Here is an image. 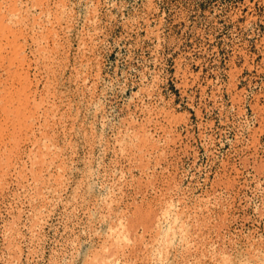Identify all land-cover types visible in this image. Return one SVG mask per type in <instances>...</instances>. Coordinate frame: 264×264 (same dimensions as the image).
I'll use <instances>...</instances> for the list:
<instances>
[{"label":"rangeland","instance_id":"1","mask_svg":"<svg viewBox=\"0 0 264 264\" xmlns=\"http://www.w3.org/2000/svg\"><path fill=\"white\" fill-rule=\"evenodd\" d=\"M14 1L38 107L0 145V264H264V0Z\"/></svg>","mask_w":264,"mask_h":264},{"label":"bare ground","instance_id":"2","mask_svg":"<svg viewBox=\"0 0 264 264\" xmlns=\"http://www.w3.org/2000/svg\"><path fill=\"white\" fill-rule=\"evenodd\" d=\"M39 2V1H38ZM12 6H11V8L9 9L11 12L9 13V16L11 15H14L15 17H18L19 15V10H18V7H17V4L15 3V1L14 0H12ZM15 3V4H14ZM36 4H38V3H36ZM43 4V3H42ZM40 4H38V6H39ZM42 7V6H41ZM20 8V7H19ZM21 11V10H20ZM5 13V12H4ZM4 13H2V12H0V32H1V30H8V29H10V25L11 24H9L10 22H12V21H10V22H8L7 20H6V18L5 17H7L6 16V14H4ZM12 13V14H11ZM15 17H14V19H15ZM9 19V18H8ZM12 19H13V17H12ZM15 21V20H14ZM18 21V20H17ZM17 21H15V22H17ZM14 22V23H15ZM18 23H19V21H18ZM16 24V23H15ZM22 24V23H21ZM13 27V26H12ZM18 28V27H17ZM23 28V27H22ZM12 31H10L9 30V32L8 31H6V33L8 32V34H6V36L7 35H9V33H11L12 35V41H11V39H10V42H7V44L8 43H10V45H11V50L12 51H14V53H13V55H12V57H10V56H8L9 58L7 59V57L5 56V57H3V51H4V49H5V43H3L1 40H2V37L0 38V69L2 68V67H4V65L3 64H5V62H3V61H5V59H6V61L8 62V65H7V68L5 69L6 70V73L8 72V74L10 75V78H9V81H10V89L12 88L13 89V86L15 85V80L18 82V80L19 79H22L23 78V80H21V81H23V82H21L20 80V82H21V84H22V86H20L21 84L18 82V85L20 86V88H19V86H18V88H16L17 86H14L17 90H15V89H13L12 91H9L10 89H8V91L7 90H4V89H2L1 90V92L2 93H0L1 94V99H0V111H1V113H0V118L3 116V118H1V119H3L4 120V122H8L10 125H8L7 123H1V119H0V145L4 142V140H5V137H7V139H8V142L9 141H11L12 142V144H14V143H16V141L19 139L18 138V136L15 134V130L17 129V131H18V129L21 127V128H23L24 127V125H23V123L28 119V118H30L31 117V115H33L32 113V108L29 106V105H31L32 106V104H31V102H30V98H31V95H30V91H28V87H29V83L30 82H28L29 81V79H27L28 77H26V74H24L23 76L22 75H20V74H18V70H17V72H16V70H14L13 71V69H11V68H13L14 66L16 67V65H15V63L16 62H19V64L21 63L22 64V62L24 61V56H23V51H22V47L17 43V38H19L18 36L20 35V33H18L17 32V30H13V29H11ZM22 30V29H21ZM2 33V32H1ZM2 34H4V32L2 33ZM4 34V35H5ZM23 33H21V37L23 36L22 35ZM56 35V34H55ZM55 35H54V37H55ZM5 37V36H4ZM24 37H25V35H24ZM31 38V37H30ZM39 38V37H38ZM4 39V38H3ZM7 39V37H5V39H4V42L5 41H7L6 40ZM37 39V38H36ZM35 40V39H34ZM45 40V39H44ZM31 41H32V39H31ZM36 42H38V41H36ZM40 43V42H39ZM24 44V43H23ZM36 44V43H35ZM41 44V43H40ZM10 45H9V48H10ZM22 45V44H21ZM25 45V44H24ZM5 46V47H4ZM39 46V45H38ZM8 47V46H7ZM42 49V48H41ZM7 52V51H6ZM12 53V52H11ZM19 57H18V56ZM47 57V56H46ZM19 58V59H18ZM47 60V59H46ZM16 61V62H15ZM6 66V65H5ZM21 66V65H20ZM45 66V65H44ZM18 67V66H17ZM16 67V68H17ZM3 69V68H2ZM11 71H13V72H11ZM2 72H3V70H2ZM5 73V74H6ZM17 73V74H16ZM7 75V74H6ZM18 75V76H17ZM19 75H20V78H19ZM1 76V75H0ZM9 77V76H8ZM22 77V78H21ZM8 80V79H7ZM1 81V80H0ZM6 82V81H5ZM4 81H3V83H5ZM16 82V83H17ZM0 85H1V83H0ZM17 85V84H16ZM1 87V86H0ZM3 88L5 87H7L6 85L5 86H2ZM28 88V89H27ZM4 94V95H3ZM3 95V96H2ZM34 100V99H33ZM34 103V108L37 106L38 107V105L35 103V101H33ZM38 104H40V103H38ZM32 106V107H33ZM34 108H33V110H34ZM32 118V117H31ZM28 122H30V120L28 119ZM26 123V122H25ZM24 123V124H25ZM16 126H18L17 128H16ZM26 126V125H25ZM13 131H12V130ZM24 129V128H23ZM5 131V132H4ZM10 131H12L11 133H10ZM8 132V133H7ZM21 132V130H19V132L18 133H20ZM146 132V131H145ZM144 133V132H143ZM50 136V135H49ZM145 136H146V134H145ZM18 138V139H17ZM49 138V137H48ZM143 138V140L144 139H147V138H144V137H142ZM16 140V141H15ZM52 140V139H51ZM49 142V141H48ZM47 142V143H48ZM52 142V141H51ZM144 142H146V141H144ZM148 142V141H147ZM18 144V141H17V143L15 144V145H17ZM52 145V144H51ZM14 146V145H13ZM2 147V146H1ZM6 147V146H5ZM44 147H46V145L44 146ZM51 147V146H50ZM14 148H16V146H14ZM52 148V147H51ZM16 150H17V148H16ZM3 152H4V150H3ZM10 152V151H9ZM47 152H48V150H47ZM52 154V153H51ZM8 155H10L11 156V152L10 153H8ZM9 156V157H10ZM52 156H53V154H52ZM4 157V156H3ZM6 157V159H8L7 158V156H5ZM4 159V158H3ZM0 160H1V158H0ZM6 161H8L9 162V159L8 160H5L4 162H6ZM3 161L1 160V163H2ZM7 162V163H8ZM38 162V161H37ZM42 162V161H41ZM0 163V164H1ZM6 163V164H7ZM43 163V162H42ZM2 165V164H1ZM0 165V167H2ZM1 171V170H0ZM38 173V172H37ZM38 176H40V175H38ZM36 177V176H35ZM88 184V183H87ZM85 186H87L86 184H85ZM89 189L87 188V191H88ZM110 194V193H109ZM114 197V196H113ZM106 199V198H105ZM114 199V198H113ZM113 199H112V201H113ZM104 200V199H103ZM109 200V199H108ZM119 200V199H118ZM117 200V201H118ZM115 201H116V199H115ZM104 203V202H103ZM106 203V202H105ZM110 203H113V202H110ZM110 203L108 202V208H110ZM118 203V202H117ZM169 203V202H168ZM167 206H168V208H171V207H169V204H166ZM165 205V206H166ZM171 205V204H170ZM106 206V205H105ZM172 206V205H171ZM107 208V209H108ZM167 208V209H168ZM111 209V208H110ZM164 212H166V209L164 208ZM177 210V209H176ZM110 211V210H109ZM167 211H169V210H167ZM173 211V210H172ZM171 211V212H172ZM112 212V211H111ZM171 212H170V214H167V213H169V212H167L166 213V216L165 215H163V214H165V213H163L162 215L160 214V216H161V218H163L162 216H165V220L163 221V222H165V226H163V227H160L162 224H160L159 225V227L157 228V231H158V229H159V232L161 231L162 233H163V236H162V238L160 239V238H158V240H159V247H157V250L156 251H158V248H159V251H158V255H159V257H158V259L157 258H155V259H157L158 260V262H162V261H164L165 259H168V257H167V255H168V246H170L171 245V243L173 242V240H175L176 238L178 239V237L179 236H181L180 238L182 239L183 237H182V235H183V233H184V231H185V227H184V220H182V217L181 216H179L177 213H174V211L172 212L173 214L171 215ZM139 213V212H138ZM148 213V212H147ZM179 213V212H178ZM107 214V213H106ZM115 214V213H114ZM121 214V213H120ZM105 215V214H104ZM113 215V214H112ZM144 215V214H143ZM180 215H182V214H180ZM102 216V215H101ZM126 216V215H125ZM159 216V217H160ZM135 217H137V216H135ZM124 219H125V217H124ZM164 219V218H163ZM100 221V220H99ZM111 222V221H110ZM117 222V221H116ZM158 222V221H157ZM159 223V222H158ZM89 224V223H88ZM124 224V223H123ZM112 225H113V223H112ZM115 225V224H114ZM117 225V224H116ZM116 225H115V227L113 228L112 226H110V223H109V229H110V235L111 234H113V232H114V229L116 228ZM158 225V224H157ZM187 225V224H186ZM188 227V226H187ZM91 229V228H90ZM89 229V230H90ZM124 230V229H123ZM117 231V230H116ZM121 232H122V230H120ZM126 232V231H125ZM128 232V231H127ZM159 232H157L158 234H159ZM131 233V232H130ZM161 233V234H162ZM89 234V233H88ZM129 234V233H128ZM186 234V233H185ZM107 235V234H106ZM129 235H131V234H129ZM158 236H160V235H158ZM157 236V237H158ZM119 237H120V235H119ZM161 237V236H160ZM111 238V237H110ZM179 238V239H180ZM186 238V237H185ZM115 239V238H114ZM123 239V238H122ZM126 239V238H125ZM157 239V238H156ZM184 239V238H183ZM187 239V238H186ZM185 239V240H186ZM106 240V239H105ZM116 241V240H115ZM119 241H121V240H119ZM107 242V241H106ZM158 242V241H157ZM188 242V241H187ZM114 243V242H113ZM112 243V244H113ZM120 243V242H119ZM119 243H117V245L119 244ZM185 243H186V241H185ZM110 244H111V242H110ZM156 244V245H157ZM186 244H188V243H186ZM108 245V244H107ZM122 245V244H121ZM126 245V244H125ZM112 246V245H111ZM114 246H116V245H114ZM113 246V247H114ZM120 246V245H119ZM75 247V246H74ZM108 246H106V248H107ZM121 247V246H120ZM123 247V246H122ZM121 247V248H122ZM154 247V246H153ZM110 249V248H109ZM112 249V248H111ZM118 249V248H117ZM120 249V248H119ZM260 249V248H259ZM99 250V249H98ZM102 250V249H101ZM107 250V249H106ZM105 250V251H106ZM154 250H155V248H154ZM179 250V249H178ZM95 251V250H94ZM116 251V250H115ZM252 251V250H251ZM255 251V250H254ZM259 251V250H258ZM257 251V252H258ZM264 251V250H263ZM107 252V251H106ZM155 252V251H154ZM175 252V251H174ZM256 252V253H257ZM262 252V251H261ZM99 253V252H98ZM102 253H104V251L102 252ZM102 253H99V254H96L95 253V257H92V260H90V263L91 264H107V258H108V256H107V254L108 253H106V255L105 254H102ZM110 253H111V251H110ZM116 254V253H115ZM155 254V253H154ZM154 254H152L153 256H154ZM174 254V253H173ZM262 254H263V252H262ZM92 256H93V254H91ZM112 255H114L113 253H112ZM248 255H254L255 257L257 256V254L255 255V254H251V252H250V254H248ZM73 256V255H72ZM89 256V255H88ZM107 256V257H106ZM114 256H116V255H114ZM157 256V255H156ZM155 256V257H156ZM173 256V255H172ZM249 256V257H250ZM262 256V255H261ZM251 257H253V256H251ZM248 258L247 260H249V259H253V258ZM109 258H112L111 256H109ZM153 258V257H152ZM162 258L164 259V260H162ZM72 259V258H71ZM91 259V258H90ZM114 259V258H113ZM155 259H153V260H155ZM242 259V258H241ZM262 259H264V258H262ZM88 261H89V259H87ZM175 260V259H174ZM239 260V259H238ZM243 260L244 259H242V262H243ZM254 260V259H253ZM85 261V260H84ZM168 261H169V259H168ZM256 261V260H255ZM154 262V261H153ZM166 262V261H165ZM244 262H245V260H244ZM258 262V261H257ZM257 262H255L256 264H258ZM264 262V261H263ZM67 263V262H66ZM70 262H68V264H69ZM240 263V262H239ZM238 263V264H239ZM248 263V262H247ZM250 263V262H249ZM248 263V264H249ZM261 264H262V261L260 262ZM259 263V264H260ZM113 264H114V262H113ZM156 264V263H155ZM160 264V263H159ZM163 264V263H162ZM243 264V263H242ZM246 264V263H245ZM250 264H252V263H250Z\"/></svg>","mask_w":264,"mask_h":264}]
</instances>
